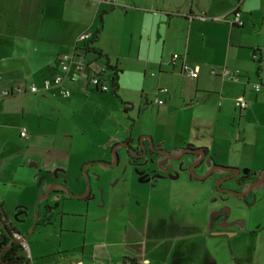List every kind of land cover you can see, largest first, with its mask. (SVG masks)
Wrapping results in <instances>:
<instances>
[{
  "label": "crops",
  "instance_id": "crops-1",
  "mask_svg": "<svg viewBox=\"0 0 264 264\" xmlns=\"http://www.w3.org/2000/svg\"><path fill=\"white\" fill-rule=\"evenodd\" d=\"M132 1L136 3H131ZM153 2L154 0H0V91H21L0 100V208L5 216L7 189L16 190L14 202L20 210L27 206L25 197L27 200H33L48 186V181L45 180L42 189V181L35 180L37 173L65 170L66 175H71L76 174L77 168H81L86 161L107 162L105 149L108 144L126 138L135 141L143 135V140L147 142L145 136H149L154 140V145L166 150L181 149L185 146L203 149L214 163L224 166L233 163L236 167L241 165L240 168H247L249 173L255 157L264 162V34L258 30L259 27L264 30V0H244L238 6L243 25L231 27L226 22L231 28L225 26V32H203L195 52L188 39L185 43L177 45L167 43L163 39L156 58H149L147 47L142 51L141 61L138 59L141 44L144 42L148 45L151 37L157 34L143 33L146 29L137 28L135 25L129 28L127 21H133L137 18L136 15L149 13L170 15L164 9L153 5ZM114 4L123 6V9L115 8ZM235 5L236 0H208L204 7L197 9L198 14L225 17ZM124 6L136 7L127 9ZM188 12L191 13L190 9ZM95 18L98 20V27L94 26ZM244 20L249 23L245 28ZM106 22L112 25V33L109 35L123 36L122 41H115L109 49L108 43L102 39ZM204 23L223 25L211 20ZM96 29L100 31L92 47L102 57L97 60L89 58L105 68L112 66L120 71L118 95L123 92L125 96H130L123 91L124 71H121L120 67V56L129 53L131 48L129 45L125 48V42L131 43L133 38L136 39L139 45L131 54H135V63L154 64L156 74L148 73L154 83L151 92L153 97H147L144 93V97L140 96L138 110L142 115H138L137 123L128 116L126 122L124 118L119 120L120 134L117 133L115 123L108 129L111 134L99 127L97 130L100 137L104 135L107 139L92 147L89 142L86 145L85 140H72L73 127L78 123L76 118L79 120L81 116L77 113L79 105L76 113L72 109L78 99L90 96L96 98L100 92L82 80L75 83L64 81L62 86L70 93L68 99L61 98L55 88L36 94L27 92V89L31 84L39 85L43 79L53 77L58 71V57L71 52L75 46H80L77 38L82 33ZM125 33L128 35L127 39H124ZM214 48L222 49L224 61H208ZM174 53L184 55L188 64L198 66L196 79L192 80L181 74L180 62L171 61ZM211 64L237 71L236 80H222L219 76L210 75L208 66ZM146 74L144 70V76ZM254 84L260 85L258 92L252 88ZM162 88L167 92L159 93L158 90ZM237 97H242L247 102L246 109L239 111L234 107ZM121 98L123 101L120 98L119 100L124 102L122 110L126 114L133 109V105L126 102L129 99ZM155 100H161L163 103L157 104ZM111 115L109 112L108 120ZM258 117L262 119L259 123ZM92 122L96 123V120ZM246 122L256 123L261 130L258 146L255 140L249 143L245 139L244 127L240 124ZM80 123L79 121L78 124ZM21 130L26 133L25 137H20ZM258 172L264 173V167H260ZM176 181L169 188L157 186L153 191L130 184L125 186L118 181L114 191L117 194L116 200H120L114 204H104L103 212L115 219L123 217L142 220L143 225L140 227L139 223H135L133 226L124 227L123 237H119L121 241H112L108 245V248H111L110 254L105 258L97 257L98 263L95 260L91 262L113 264L114 261H119L120 264H135L147 260L150 264H159L156 258H164L162 250L172 240L173 247L176 246L178 252L170 256L168 264H216L215 257H221L225 244L223 238L225 239L228 233L223 229L209 225L207 220L180 223L179 226L175 224L169 235L163 236L162 233L167 230L164 229L166 218L159 215L156 224H153L154 227L145 222L148 205L143 203L147 200L144 196L149 199L154 193L172 191L176 188ZM182 181L187 182L184 179ZM212 181L211 178L204 182L189 181L188 187L186 184L188 190L184 194L186 201H191V205H196L199 210L203 209L206 215L214 210L219 212L218 206L223 203L220 199L214 200ZM128 189L131 190L132 196L126 194ZM134 197L135 200H132ZM178 197L179 194H174L160 198L167 199V206H174L175 210H179L183 204H180ZM114 207H117L115 212L109 211ZM171 222L175 220L172 219ZM152 231L156 232L155 237L152 236ZM102 233L105 235L107 231ZM114 245L118 246L115 252ZM118 254L122 256L121 259ZM27 257L36 264L30 253H27ZM151 258L156 261L153 262ZM83 262L81 257L72 254L52 258V261L45 264Z\"/></svg>",
  "mask_w": 264,
  "mask_h": 264
},
{
  "label": "rangeland",
  "instance_id": "rangeland-1",
  "mask_svg": "<svg viewBox=\"0 0 264 264\" xmlns=\"http://www.w3.org/2000/svg\"><path fill=\"white\" fill-rule=\"evenodd\" d=\"M207 1L208 0H154L153 5L159 9H164L170 15H163L160 13L153 15L152 13H149L148 15H136L137 18L133 21L128 19L127 26L129 28L135 25L137 28L141 27L142 29H146L143 33L152 32L157 34L155 37H151L148 45L144 42L141 44V54L138 59L142 61V51L147 47L149 58H156L163 39H165L167 43L173 45L185 43L186 39H188L193 48V52H195L197 50L196 45L202 37L203 32H205V34L214 31L225 32L226 27L231 28L226 23L223 16L218 17L213 16V14H209L208 16H206V14H198L197 8L204 7ZM131 3L136 2L132 1ZM114 5H116L115 8L118 7L119 9H123V6L119 4ZM135 7L136 6H124V8L127 9H135ZM189 9L191 13L188 12ZM138 16L143 17L138 18ZM209 20L213 22H221L223 25L204 23ZM248 24L249 23L245 21L243 28H245ZM94 26L98 27L97 18L94 19ZM243 28H232V30L242 31ZM258 30H261L262 34H264L263 28L259 27ZM104 33L105 34L102 39L104 42L108 43V49L115 44V41L120 42L123 39L122 35H109L112 33V25L111 23L109 25L108 22H106ZM127 38L128 35L125 33L124 39ZM128 45L131 47L130 51L129 53H125L120 56V67L121 71H124L122 77L123 91L130 94V96H125L123 92L118 95L117 92L116 98L111 94L109 89V92L100 93L96 95V98L90 96L86 99H78L72 111L76 113L77 106H80L77 113H80L81 116L79 117V120L77 118L76 120L78 123L79 121L81 123L79 125L75 121L76 123L73 127L74 136H72V140H74V142L85 140L87 141L86 145H88L89 142L91 146L96 143H100L101 141H105L107 138L104 135H101L100 137V132L97 130L99 127L104 129L107 134H111L108 129H110V126H113L115 123L117 125L115 127L117 133L120 134L121 131L118 128L119 120H123L124 118L126 122V117L128 116L133 122L137 123L139 120L138 115H142L138 110V104L140 102L139 98L142 96V93H144L147 97L151 95L154 83L153 79L148 76V73L156 74V66L149 62L144 65L141 62L135 63V54H131L132 50H134L139 44L136 43V39L133 38L131 43L130 41H127V44L126 42L124 43L125 48H128ZM174 54L179 55L177 53ZM179 56L185 59L184 55ZM211 56L212 57H210L208 61L212 63H220L225 60L221 48H214ZM223 68L226 67L214 64L208 66V69L215 72H219ZM144 70L147 73L145 76ZM120 96L129 99L126 100V102L133 105V109L128 111L126 114H124L122 110L124 102H121L123 99ZM151 97H153V95H151ZM109 112L112 113V115L108 120L107 115ZM81 117L85 120H82ZM92 120H96V123L92 122ZM261 120V117H258L257 123L261 122ZM240 125L244 127L245 139L248 140L249 143H252L255 140V144L258 146L262 132L259 127L256 126V123L252 124L250 122H246ZM76 126H78V128H75ZM70 127L72 129L71 125ZM95 140L97 142H95ZM109 145L105 149L108 159ZM178 150L179 149L176 148L167 151H169L168 153L170 155L175 156ZM116 152L117 157L122 156L121 149H118V151L116 150ZM171 158L170 164L172 166L173 173H185L184 168L190 165L191 155L184 154V156L179 158L176 156ZM214 164L221 165L217 163ZM229 165L230 166L228 167H235L239 170H248L244 167L240 168L241 165L237 167L234 166L233 163ZM221 166L224 165L222 164ZM260 167H264V162L257 160L255 157L250 168L249 178L251 183L259 181L264 175V173L261 174L258 172ZM92 168L97 171L100 170L99 166ZM88 170L89 171L87 174L85 173V176H88L89 178V202H85L83 199L78 198L86 191L85 176H83L79 167L77 168L78 172L71 175H66L65 170H61L60 172L51 171L48 173L41 171V173H37V177L34 179L42 181V183H40L42 189L44 188L43 182L47 180L46 175L51 174L52 177H56V179L62 182V184H64L65 181L63 188L56 187L54 192L40 200L38 203V209L35 208L36 206L34 203H36L35 201L36 199L38 200L39 196L44 194V191H46L49 186L42 190L43 192L41 191L42 193L40 192L41 194L39 193L36 198H33V200H27V197L24 196L27 206H24L20 210H18V206L14 202L16 190L7 189V192L5 193L7 202L6 220L18 231V234L21 237H26L24 241L23 255L27 257V253H30L36 264H45L52 261V258L72 254L74 256L81 257L84 260L83 264H93V261L91 262V260H95L98 263L97 257L105 258L110 254L111 248H108V245L112 241H121L119 237L123 235L124 227L128 225L133 226L132 224L135 223H139L140 227L143 225L142 220H132L123 217L115 219L100 210L99 208L102 202L101 198L99 199L101 195V188L97 187L96 178H90L89 176V173L93 170H91V168H88ZM132 170H134V168ZM114 172L116 171L114 170ZM217 173H221V171H217ZM188 182H184L182 180L179 181L177 179L175 185L177 189L174 188V190H170L165 193H154L149 199L143 201L144 204L148 205V216L145 217L146 223H149L152 226L153 224L155 225L159 215L162 218L167 219V222L164 225V229L167 230L162 233L163 236L169 235L174 230L175 224L179 226L180 223L188 224L190 222H203L207 220V215L203 209L199 210L196 205H191V201H186L184 199V194L188 190ZM222 187H228L231 188L230 190L235 189L237 192H240L246 187V185L238 186L232 180L226 179L223 181ZM69 193L73 194L75 197L68 198ZM174 194H179L178 201H180V204H183L179 210H175L174 206H167V199L160 198L164 195L172 196ZM225 196L227 197L226 200L218 207L221 209L224 218H226L231 232L225 235V239L223 238V240H225V244L222 249L221 257H215L216 264H264V184L258 185L244 197H236L229 193L225 194ZM55 204L56 209L51 212L49 224H42L41 217L44 214L45 206H55ZM36 210L38 215L37 224L30 232ZM19 212H21V214L18 215ZM172 219L175 220L174 224L171 222ZM170 228H172L171 231L168 230ZM183 230L187 231V229ZM104 231H107V234L103 235L102 232ZM152 232V236L155 237L156 232ZM113 250L114 252L118 250V246L114 245ZM177 252L178 249L176 246L173 247L171 240L168 242V245H166V248L162 250L164 258L158 257L156 258L157 261L155 258H151V260L153 262L156 261L159 264H168L170 256H174ZM153 256L155 257V255ZM118 257L120 259L122 258L119 254ZM113 264H120V262L114 261Z\"/></svg>",
  "mask_w": 264,
  "mask_h": 264
},
{
  "label": "flooded vegetation",
  "instance_id": "flooded-vegetation-1",
  "mask_svg": "<svg viewBox=\"0 0 264 264\" xmlns=\"http://www.w3.org/2000/svg\"><path fill=\"white\" fill-rule=\"evenodd\" d=\"M143 142L144 144L147 143L144 140ZM115 146H116L115 152L116 150L118 151V149H121V154H122L121 157H117L116 162L113 160V149ZM138 146H139L138 140L134 141V140H130L129 138H126L118 141L117 143L109 145L108 147L109 159L107 162L101 160H91V161H86L82 164L80 170L83 176H85V173L87 174V172L89 171L88 168H91V170L93 171L89 173V176L90 178L95 177L97 187L101 188L100 189L101 195L99 199L101 198L102 202L99 208L100 210L102 211L104 210L103 209L104 204L106 203L110 204V202L114 204L115 201L120 200V199L116 200L117 194H115L114 191V186L118 181H120L125 186L130 184L131 186H141V188H144L146 190L148 189L149 191H153V189L156 188L157 186H163L169 188L177 179H182V180L184 179L187 182L192 180L199 182L198 180L193 178L194 174L204 175L212 166L215 167L211 163L210 165L206 166L205 164V159L207 158L206 155L204 156L203 159H200L198 155L190 154L191 155L190 165L184 168L185 173L176 174L175 172L173 173V169L170 164V159H172L171 157H175V156L178 158L184 156V154L180 156L181 149H179L180 151L179 150L177 151L175 156H172L167 153H160L159 151H161V149L163 148L154 146V147H150L148 153L146 152L144 155H142V151L139 149ZM146 150H147V145H146ZM95 166H99L100 170L97 171L94 168H92ZM101 166H104L106 168L102 169ZM133 168L134 170H132ZM114 170L116 172H114ZM217 171H221V173H217ZM249 176H250L249 172L243 174L241 170L239 171L238 174H235L231 171H222V170L214 169L210 173V175L206 178V180L210 178L213 180L212 188L214 193V200L220 199L224 203V201L227 198L225 194L227 193H221V192H223V190L225 189L230 190L231 188L222 187L223 181L226 179H230L233 182H235V184H237L238 186L246 185V187L242 189L240 192H237L235 189L232 190V191H236L237 193H243L247 190L249 184L251 183ZM46 179L48 181V186L51 188L48 194L50 195L52 192L55 191L56 188L54 187L55 184L62 182H60L59 180H54L51 174L46 175ZM260 180L258 182H260ZM85 182H86V191L82 195L85 196L83 200L85 202L87 201L89 202L90 187L89 189L87 188V186H89L88 176H85ZM215 183H217L218 185L217 187H220L221 191H218L216 189V186L214 185ZM262 184H264V181ZM64 185H65V181H64ZM258 185L260 184H258L257 181L252 182L251 183V186H253L252 190L256 188ZM126 194L132 196L131 190L128 189ZM68 198H70V196H68ZM144 199H148V198L144 196ZM132 200H135V197L132 198ZM116 208L114 207L113 210L109 209V211L115 212ZM52 210H53L52 206H47V210H46L47 213L49 212L51 213ZM219 212L222 213L221 209ZM222 214H219L217 210H214L212 213L207 215V222L209 225H215L217 228L223 229L224 231L230 233L231 232L230 228L228 227L226 219H223L224 215ZM4 221L10 229L16 230L11 224L7 222L5 214H4ZM172 223L174 224V222ZM219 225H221L222 227H220ZM168 230L171 231L172 228ZM2 235L4 238L2 237ZM5 239L8 241L5 242ZM8 242L9 239L1 230V225H0V254L6 250L7 246L9 245Z\"/></svg>",
  "mask_w": 264,
  "mask_h": 264
},
{
  "label": "built area",
  "instance_id": "built-area-1",
  "mask_svg": "<svg viewBox=\"0 0 264 264\" xmlns=\"http://www.w3.org/2000/svg\"><path fill=\"white\" fill-rule=\"evenodd\" d=\"M100 0H98L99 2ZM244 0H236L235 7L231 10V12L224 17V20L232 27H240L243 25L242 15L238 6ZM90 32L82 33L78 38L77 42L80 43V46H75L73 50L69 53L62 54L57 59L58 71L51 78H45L41 81L39 85L31 84L27 92L36 94L40 92L49 91L52 88L58 89L59 96L63 99H68L70 96L69 90L64 88L62 85L64 81L67 82H78V80H82L86 85L91 86L97 92L105 93L109 90V83L107 82V68H105L101 64H96L93 59L85 57L80 47L82 44L87 42L90 38ZM171 61H179L180 62V71L185 77L190 78L192 80L196 79L198 74V66L188 64V62L180 57L179 55L174 54L171 57ZM209 74L212 76H219L222 80H236L238 76L237 71H230L227 68H223L219 72H215L213 70L209 71ZM255 92L260 90L259 84H254L252 86ZM21 91L19 89L13 90H3L0 91V100L6 98L12 94H18ZM159 93H166L167 90L165 88L159 89ZM157 104H162L161 100H155ZM234 107L236 109L244 110L247 108V102L242 97H237L234 100ZM20 137H25L26 133L24 130L20 131ZM135 264H150L147 260L139 261Z\"/></svg>",
  "mask_w": 264,
  "mask_h": 264
},
{
  "label": "water",
  "instance_id": "water-1",
  "mask_svg": "<svg viewBox=\"0 0 264 264\" xmlns=\"http://www.w3.org/2000/svg\"><path fill=\"white\" fill-rule=\"evenodd\" d=\"M143 137L144 136H141L139 137L137 140H138V147L139 149L142 151V155H144L146 152L148 153L149 150H150V147H156V145L153 144V140L151 139V137L149 136H145V138L147 139V143L144 144L143 142ZM146 145H147V150H146ZM115 148L116 146L114 147L113 149V160L116 162L117 161V154L115 152ZM160 153H167L169 154L166 149H161V151H159ZM183 154H193V155H198L200 157V159H203L204 156L206 155L205 154V151L203 149H196V148H191L190 146H185L183 148H181V151H180V156H182ZM210 163H212V165H214L215 167H211L204 175H195L193 176V178H195L196 180H198L199 182H204L206 180V178L210 175V173L214 170V169H217V170H222V171H231L235 174H238L239 173V169L238 168H235V167H228V166H221V165H216L213 163L212 161V158L211 157H207L205 159V164L206 166L207 165H210ZM53 171H61V170H53ZM241 172L243 174H246L247 173V170H241ZM264 177H262V179L260 180V182L257 181L258 184H262L264 179ZM249 180V179H248ZM63 185V186H62ZM216 186V189L218 191H221L220 187H217V183L214 184ZM54 187H60V188H63L64 187V184L62 183H58V184H55ZM87 188L89 189V186H87ZM252 188L253 186H251V183L249 184L247 190L243 193H237L236 191H232V190H229V189H225L223 190V192L221 193H230L232 195H235V196H238V197H244L246 195H248L251 191H252ZM50 187H48L46 189V191H44V194H42L41 196H39L38 200H36V203H35V208L38 209V203L40 202L41 199H43L44 197H46L48 194H49V191H50ZM67 190V188H66ZM69 196L70 197H75L74 195H72L71 193H69ZM85 196L84 195H81L79 196L78 198L79 199H83ZM219 214H222L220 212H218ZM21 214V212L18 213V215ZM37 210L35 211V215H34V220H33V224L30 228V232L32 231L33 227L37 224ZM223 219H226V218H223ZM0 225H1V230L3 231V233L10 239V241H15V242H24L26 237H21L19 234H18V231L17 230H13L11 229L10 231H12L11 233L8 232L6 229H7V224L5 223L4 221V218H0ZM220 226V225H219ZM15 238H17V240H15Z\"/></svg>",
  "mask_w": 264,
  "mask_h": 264
},
{
  "label": "trees",
  "instance_id": "trees-1",
  "mask_svg": "<svg viewBox=\"0 0 264 264\" xmlns=\"http://www.w3.org/2000/svg\"><path fill=\"white\" fill-rule=\"evenodd\" d=\"M99 31H100L99 29H96L93 32H90L91 36L89 40L83 43L82 47H80V50H82L85 57L94 58L95 60L100 59L102 57V55L95 48L92 47V45L94 44V42L96 41L98 37ZM107 68L108 69H107L106 77H107V82L109 83V89L112 95L117 97L116 92L118 89L117 84H118V76H119L120 71L117 68L112 67V66H109ZM52 209L53 210L56 209V204L55 206H52ZM46 210H47V207L45 206L44 214L41 217L42 218L41 223L44 225L49 224L50 222L49 220L51 216V213L50 212L47 213ZM0 218H4V213L2 212L1 208H0ZM6 230L10 233L12 232L10 231L11 229L9 227H7ZM15 240H17V238H15ZM6 241L8 240L5 239V242ZM8 244L9 245L7 246L6 250L0 254V264H33L32 263L33 261L31 259L23 255L24 242H15V241H10L9 239Z\"/></svg>",
  "mask_w": 264,
  "mask_h": 264
}]
</instances>
